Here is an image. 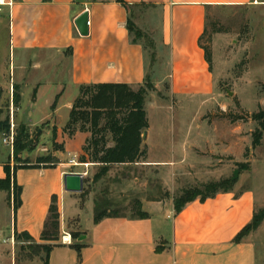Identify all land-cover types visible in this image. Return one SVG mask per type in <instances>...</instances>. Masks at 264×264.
Wrapping results in <instances>:
<instances>
[{
    "label": "crops",
    "instance_id": "obj_1",
    "mask_svg": "<svg viewBox=\"0 0 264 264\" xmlns=\"http://www.w3.org/2000/svg\"><path fill=\"white\" fill-rule=\"evenodd\" d=\"M249 1L0 0V88L18 86L21 96L19 106L13 111V123L27 128L45 124L49 127L46 129L47 142L52 146V132L55 130L54 142L61 145V149L54 152L59 159L55 166L19 168L16 171L21 203L15 215L6 192L0 190V264H13L11 252L7 251L14 242L15 231H27L35 242L45 243L40 240V234L51 197L57 196L59 204L69 194L63 188L65 173L83 174L79 165H100L89 161L76 162L89 137L88 132L77 131L70 137L63 130L79 85L112 82L137 88L150 75L161 77L156 82L153 80L156 90L165 77H170V95L195 97L209 94L213 75L204 50L198 44L206 24V10L213 5ZM139 6L159 12V40L166 50L163 71H155V67L150 69L144 46L137 39L133 41L134 37L128 31V19L133 21L132 10ZM85 9L88 10L89 32L82 36L74 19ZM142 33L146 34L145 31ZM45 73L60 77L54 82L43 81L41 76ZM28 88L31 94L24 101ZM41 99L44 108L42 104L39 106ZM156 107L163 110L159 105ZM147 116V134L143 139L147 154L143 161H148V166L172 171L173 185L177 180L176 171L181 170L187 171L182 179L200 180L202 176L198 174L204 168L203 149L210 141L204 126L186 122L177 133L179 137L173 127L171 137L165 140L170 145L167 155L152 158L148 139L157 133L151 130L148 111ZM76 136L78 144L68 160L66 143ZM71 160L75 163L71 164ZM4 176V162L0 160V178ZM111 180L109 174L103 175L96 184H109ZM119 181L112 184L115 189L118 184L120 187L129 185L138 191L143 186L137 177L121 176ZM137 197L141 211L147 213V217L119 214L94 222L92 200L80 205L75 198L69 197L71 205L67 210L59 204L61 229L62 221L66 224L72 220L80 228L62 231L59 240L51 242L54 246L47 264H257L255 240L264 234V220L241 241L234 242V238L251 222L256 207H263L264 191L258 197L253 188L242 187L236 181L228 191H219L204 200L195 198L178 213L174 212L172 198L147 199L140 194ZM72 232L86 236L79 242L72 238ZM62 237L71 243H62ZM3 242L8 245L3 247ZM74 242L81 244L79 253L71 245Z\"/></svg>",
    "mask_w": 264,
    "mask_h": 264
},
{
    "label": "rangeland",
    "instance_id": "obj_2",
    "mask_svg": "<svg viewBox=\"0 0 264 264\" xmlns=\"http://www.w3.org/2000/svg\"><path fill=\"white\" fill-rule=\"evenodd\" d=\"M132 20L141 29L140 31L146 32V36L136 37V39L145 48L148 66L151 70L163 71L166 68V50L162 48L159 40L161 19L158 10L143 6L135 7L132 10ZM206 27V35L201 42L211 52L213 77H210V93L195 97L170 95L168 92L170 77H165L159 83V90L154 88L148 91V97L145 100L151 130L157 133L148 139L149 154L152 158H164L167 155L170 145H167L165 140L171 137L173 127L176 130L175 134L179 137L177 133L186 122L189 125L200 123L204 126L205 135L210 138V141L203 149L204 168L198 174L202 178L200 180H192L189 177L182 179L181 176L187 175V171H176L177 180L173 185L171 184L172 171L158 169V166H148V161H137L128 166L110 165L104 173V175L109 174L110 179L112 178L110 183L96 184L98 180L96 175L100 172L101 166L79 165L83 173V189L81 192L66 194L65 199L59 201L60 206L67 210L71 205L69 197H73L80 205L87 200H92L100 203V208L107 212L118 211V214L136 215V212L141 211L140 199L137 197L139 194L147 199L172 198L174 202L184 190L194 188L203 190L206 185L221 181L232 182L235 170H238L236 181L242 187L253 188L257 196H260V192L264 191V131L260 144L253 146L252 132L257 124L250 115L264 108V90L262 89L264 84V0L210 6L206 10ZM3 68L4 65L1 66V69ZM59 77L49 73L41 76L43 81L50 82L57 81ZM160 78L152 77V81L156 82ZM30 94L31 89H25L24 101ZM20 100L18 86L10 85L0 88V160L4 163L10 162L11 166L26 162L28 165L43 167V164H37L38 159L51 152V159L59 161L56 154L54 155L56 149H52L51 144L47 142L46 129L49 127L45 124L35 128L24 126L29 135V147L21 151L17 160L13 159V147L3 143L2 133L12 127V124L15 133L20 128L21 125L13 123L12 120L13 111H16L15 108L19 106ZM41 104L44 108L42 99L39 101V106ZM157 105L163 110H157ZM144 138L146 139V136H143ZM78 140L76 136L66 143L65 155L68 160L72 158ZM68 160L66 161L69 162ZM76 162L81 163L79 157L76 158ZM242 165H247V168H243ZM121 176L140 179L143 185L141 190L138 191L137 188L132 190L126 184H123V190L121 189L123 185L120 187V184L116 185L115 189L112 184L120 182ZM125 190H128V193ZM126 193L129 196H126ZM56 202L59 205L57 196ZM257 209L259 207H256ZM82 226H85V222ZM79 228L75 220L66 224L62 221L59 237L62 231L70 232L72 229ZM255 243L257 264H264V234L255 240ZM7 245L8 243H2L3 247ZM7 252H11L13 264L24 262L44 264L43 250L37 248L32 242L30 244L25 240H17L15 236Z\"/></svg>",
    "mask_w": 264,
    "mask_h": 264
},
{
    "label": "trees",
    "instance_id": "obj_3",
    "mask_svg": "<svg viewBox=\"0 0 264 264\" xmlns=\"http://www.w3.org/2000/svg\"><path fill=\"white\" fill-rule=\"evenodd\" d=\"M123 2V0H118ZM127 28L132 35L133 41L136 37H144L136 25L128 19ZM207 27L198 39L199 46L204 50L205 60L211 71V52L208 47L202 44V39L206 35ZM154 61V57H152ZM264 90V84L262 85ZM154 90L152 77L147 75L144 83L137 88H133L126 83H89L79 85L78 94L75 97L69 111L68 120L64 125V132L68 136L74 135L77 131L88 132L89 137L82 146L80 162H92L100 164V172L96 175L97 179L104 175L110 165L126 164L137 161H143L146 158L147 146L143 143V134L148 128V116L145 107V99L148 91ZM55 104L52 105V107ZM250 118L256 122L257 127L252 132V145L258 146L261 142L264 131V108L250 115ZM234 120V119H232ZM237 120V119H236ZM9 132V128L6 131ZM52 147L56 150L61 149V145L54 142L55 130L52 132ZM13 159L17 160L21 151L29 147V135L24 126H20L14 135L13 140ZM37 164H43V167L55 166L59 161L51 159V155H46L38 159ZM39 165L21 164L10 165V162L4 163L5 176L0 178V190L5 191L7 199L12 203L13 213L15 215L20 206L21 187L16 183V171L19 168H33ZM247 168V165H242ZM236 182L221 181L216 184L206 185L204 189L184 190L181 196H178L174 202V212L178 213L188 202L199 197L204 200L213 196L219 191H228ZM118 211H106L100 208V203L94 202V222H98L106 216H118ZM136 216L143 218L148 214L143 211L136 212ZM264 220V206L254 211L252 220L245 225L234 238V242L241 241L244 236L258 228ZM60 213L56 202V196L51 197L48 207L47 217L44 221L40 234V240L45 243H37L27 231L16 232L14 236L17 240H25L34 243V245L45 252L44 264H47V257L54 241L59 239ZM79 232H72L74 240L79 236ZM78 253L81 244L74 242L71 244Z\"/></svg>",
    "mask_w": 264,
    "mask_h": 264
},
{
    "label": "water",
    "instance_id": "obj_4",
    "mask_svg": "<svg viewBox=\"0 0 264 264\" xmlns=\"http://www.w3.org/2000/svg\"><path fill=\"white\" fill-rule=\"evenodd\" d=\"M74 24L80 35H88V10L85 9L80 13L75 19ZM147 132L145 131L143 136L145 137ZM238 176V170L233 172V179H236ZM63 188L66 192H81L83 189V174L78 172H69L65 173L63 176ZM84 233H80L76 241H82L85 238Z\"/></svg>",
    "mask_w": 264,
    "mask_h": 264
},
{
    "label": "built area",
    "instance_id": "obj_5",
    "mask_svg": "<svg viewBox=\"0 0 264 264\" xmlns=\"http://www.w3.org/2000/svg\"><path fill=\"white\" fill-rule=\"evenodd\" d=\"M14 125L12 124V127L9 128V132H3L2 133V141L6 146L12 147L13 144V140H14V135H15V131H14ZM74 160L71 161V164H74ZM61 242L62 243H71L70 240L65 239L64 237L61 238Z\"/></svg>",
    "mask_w": 264,
    "mask_h": 264
},
{
    "label": "bare ground",
    "instance_id": "obj_6",
    "mask_svg": "<svg viewBox=\"0 0 264 264\" xmlns=\"http://www.w3.org/2000/svg\"><path fill=\"white\" fill-rule=\"evenodd\" d=\"M66 236V235H65ZM68 240V239H67Z\"/></svg>",
    "mask_w": 264,
    "mask_h": 264
}]
</instances>
